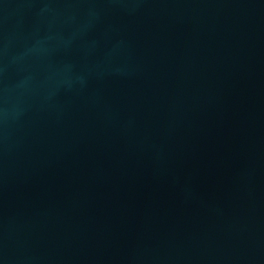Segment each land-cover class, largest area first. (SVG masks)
Instances as JSON below:
<instances>
[{"label":"water","instance_id":"obj_1","mask_svg":"<svg viewBox=\"0 0 264 264\" xmlns=\"http://www.w3.org/2000/svg\"><path fill=\"white\" fill-rule=\"evenodd\" d=\"M0 264H264V0H0Z\"/></svg>","mask_w":264,"mask_h":264}]
</instances>
